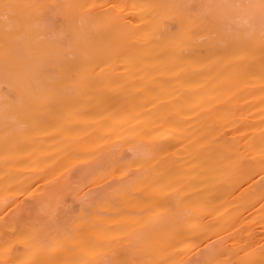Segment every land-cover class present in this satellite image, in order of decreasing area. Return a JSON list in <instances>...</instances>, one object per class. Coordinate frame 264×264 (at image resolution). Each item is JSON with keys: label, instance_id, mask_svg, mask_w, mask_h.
I'll use <instances>...</instances> for the list:
<instances>
[{"label": "bare ground", "instance_id": "1", "mask_svg": "<svg viewBox=\"0 0 264 264\" xmlns=\"http://www.w3.org/2000/svg\"><path fill=\"white\" fill-rule=\"evenodd\" d=\"M125 71L158 78L111 84V74ZM56 73L71 76L66 88L52 92ZM52 95L63 99L68 131L79 127L77 150L98 145L105 133L133 132L138 123L144 138L136 152L157 161L134 206L140 213L168 194L172 167L161 157L179 130L159 105L145 109L132 99L171 96L181 103L190 152L203 147L208 214L194 213L186 228L157 221L154 249H146L142 264H264V228L244 229L249 217L264 223V0H0V212L49 169ZM114 145L116 138L95 156L97 164L122 153ZM115 191L95 195L92 216L76 222L84 231L73 238L61 231L58 264H113L89 258L100 249L95 237L108 238ZM15 224L0 225V241ZM231 226L238 233L229 239ZM52 236L24 241L3 264H39L38 254L53 251L43 242ZM198 237L210 246L193 256L188 246Z\"/></svg>", "mask_w": 264, "mask_h": 264}, {"label": "rangeland", "instance_id": "2", "mask_svg": "<svg viewBox=\"0 0 264 264\" xmlns=\"http://www.w3.org/2000/svg\"><path fill=\"white\" fill-rule=\"evenodd\" d=\"M70 76V73L53 74L49 79L52 92L66 88ZM109 77L111 84L126 87L145 85L148 81L158 78L143 71L118 72ZM170 97L151 101H144L143 96H135L132 99L140 100L138 105L145 109L159 105L163 111H167L168 118L179 130V138L175 142H166L170 147L167 154L161 157V161L170 163L172 167L169 169L168 194L157 207L147 208L140 213L134 206L145 196L139 194V191H143L150 183L147 175L154 171L157 161L145 151L136 152L144 138L138 123L135 122L133 132L122 131L113 134L117 145L113 148L116 146L114 149L117 150L121 147L122 153L100 165L96 163L95 156L115 138L105 133L98 145L85 150L74 149V141L80 135L79 127L71 133L68 131L70 120L62 108L63 99L52 95L47 113L48 149L44 154L49 169L20 197L3 202L0 225L13 219L16 224L4 228L5 235L0 241V264L11 258L12 252L19 249L24 241L44 233L53 235L52 239L43 241L44 246L52 247L53 251L38 254L36 260L39 264H58L57 257H61L59 249L63 245L59 241L61 231L67 232L69 238L74 237L75 230L84 231V227L78 226L76 222L92 216L91 209L96 204L95 195L105 187H115L117 197L112 202L113 209L109 214L111 222L106 228L108 238L103 241V237H95V240L100 242V249L95 252L96 256L89 258L91 261L113 259V264H142V259H148L144 255L146 249H154L152 241L157 221H164L165 224L183 223L186 228L194 213L207 215L203 147L200 142L198 147L195 146L193 153L190 152L187 115L182 110L183 107H180L181 103L170 101ZM137 117L139 121L141 115ZM200 133L202 134L201 130ZM93 166L97 167L93 173L79 175L81 170H89ZM250 211L246 210V213ZM248 219L250 222L244 227L245 230L249 231L254 227L259 231L264 228L263 222H257V216ZM231 227L233 234L229 239L238 233L236 226ZM88 236L90 237V232ZM209 246V239L198 237L188 246L187 252L199 256L209 249ZM30 251L31 248L27 253Z\"/></svg>", "mask_w": 264, "mask_h": 264}]
</instances>
